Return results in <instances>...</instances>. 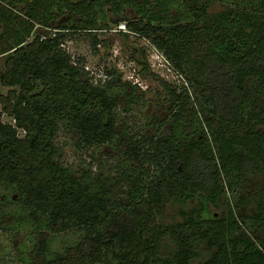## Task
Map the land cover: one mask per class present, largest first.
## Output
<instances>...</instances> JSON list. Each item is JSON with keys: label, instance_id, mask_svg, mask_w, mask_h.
Segmentation results:
<instances>
[{"label": "trees", "instance_id": "16d2710c", "mask_svg": "<svg viewBox=\"0 0 264 264\" xmlns=\"http://www.w3.org/2000/svg\"><path fill=\"white\" fill-rule=\"evenodd\" d=\"M212 1L226 6L212 13ZM226 1L0 0L3 112L15 120L0 112V188L14 194L0 195V229L37 230L23 261L48 262L50 231L79 229L75 264H264V0ZM110 21L150 39L185 78L165 84L157 132L122 127L137 85L112 71L95 84L64 47L83 34L97 50ZM63 129L80 149L110 144L115 162L64 164ZM194 198L199 210L163 221L170 202ZM207 202L224 214L203 217Z\"/></svg>", "mask_w": 264, "mask_h": 264}, {"label": "rangeland", "instance_id": "374dc122", "mask_svg": "<svg viewBox=\"0 0 264 264\" xmlns=\"http://www.w3.org/2000/svg\"><path fill=\"white\" fill-rule=\"evenodd\" d=\"M234 0H227L231 2ZM226 6L225 2L212 1L210 11L217 12ZM176 12L175 7L170 8ZM128 17H135L133 10H127ZM67 14L60 15L63 20ZM59 20V21H61ZM109 28L97 32L101 39L97 50H93L92 41L89 36L78 34L75 37H68L64 42V47L72 54L75 62L84 66L93 76L95 84L105 83L111 78L108 72H114L122 81H127L137 85V91L140 95V102L132 106L127 111L124 109L123 102L118 110L119 119L123 122V128L137 129L147 126L151 132H157L156 124L159 117L166 116L167 95L166 83L177 88L185 84V78L175 69L166 56L157 49L150 39L138 35L127 26V22L116 23L109 22ZM11 87L4 86L0 82V112H3L6 103L3 96L7 95ZM122 90L121 88L119 89ZM144 91L146 94H143ZM126 117V119H124ZM3 120L15 124L14 118L6 112H3ZM129 127H127V126ZM24 135V131H20ZM57 144L62 154V161L75 170L92 165L93 170L101 161H105L109 166L113 164L116 157L113 156L115 150L110 144L98 147L97 149H80L74 140L69 136L66 130H62L57 138ZM0 195L7 198L8 195H14L9 190L0 188ZM207 210L202 212V216L207 218L211 215H222L225 212L224 207H218L207 202ZM201 202L194 198L188 202H170L165 210L163 221L170 224L183 221L192 210H199ZM24 213V211H20ZM199 211H196L197 214ZM37 230L33 231L32 224H25L17 234L11 235L7 231L0 229V264H28L23 261L26 254H29L34 247L33 237ZM83 233L79 229H73L63 232L50 231L48 236L49 248L47 251V261L45 262L42 254L35 255L31 264H60V257L72 256V260L67 259L63 264H75L74 253L76 244L82 240ZM170 246L166 252L172 253L174 245L170 238L167 241ZM74 259V260H73Z\"/></svg>", "mask_w": 264, "mask_h": 264}]
</instances>
